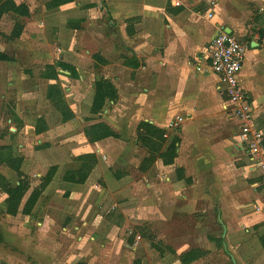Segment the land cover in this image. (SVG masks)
Wrapping results in <instances>:
<instances>
[{"label": "crops", "instance_id": "crops-1", "mask_svg": "<svg viewBox=\"0 0 264 264\" xmlns=\"http://www.w3.org/2000/svg\"><path fill=\"white\" fill-rule=\"evenodd\" d=\"M13 1L17 5L25 4L29 15L18 17L8 12L3 18H12L11 15L13 20L16 16L17 20L26 18L24 34L41 24L47 31H58V40L64 45L72 41L73 47L84 41V35L92 26L94 39L102 35L105 42L119 44L132 55H124L120 62L126 72L138 69L152 74L156 89L153 100L149 94H142L137 97L139 105L129 109L123 102L126 94L122 91L126 90L114 79L119 86L114 85L118 98L107 100L99 115L120 138L109 137L94 144L83 135L60 144L45 143L43 132L36 133L38 124H25L19 110L15 111L19 116L15 120L30 129L28 133L32 137L40 136V139L32 138L36 140L30 158L33 165L45 171L57 166L58 170L30 214H24L23 209L33 186L37 185L24 196L16 215L8 214V194L0 188V264H183L182 258L191 253L213 251L215 239L211 230L205 228L183 235L176 231V225L185 223L181 217L192 215L197 208L211 210L216 204L224 208L227 200L222 192L237 190L241 179L254 184L261 181V177L249 171L248 158L236 137L238 131L232 136L231 124L226 119L236 126L238 122L226 111V98L218 89L219 79L205 66L208 47L223 30L217 23L220 0L214 8L208 0L202 5L199 0H172L170 7L159 0H74L52 9L47 6L54 0ZM210 13L213 17H209ZM109 17L113 20L109 21L110 28L116 33L110 36L107 34ZM131 20L136 22L128 27ZM13 26L11 33L16 25ZM128 28L133 31L132 35H128ZM154 28L160 30L159 33H153ZM224 31L234 35L233 29ZM246 42L250 46L241 83L254 105L255 126L264 131L258 112L259 104L264 108V57L258 55L263 45L260 41ZM155 48L161 59L156 67L151 52ZM125 58H133L134 62L126 64ZM143 58L145 64L141 62ZM190 58H194V66ZM64 64L75 67V63ZM198 66H203L204 71H197ZM8 78L2 67L0 96L9 86ZM245 82L249 84L247 89ZM91 87L92 92L85 98L87 104L80 102L81 106L73 110L68 103L75 116L82 109L85 116L94 117L91 108L95 84ZM137 98L132 102L138 101ZM124 111L126 118H119ZM178 113L185 116V121H182L181 140L176 144L173 162L166 164L162 158H157L143 167L142 161L150 157L151 151L146 148L147 154L142 146L139 147L141 161L131 156L129 163L134 161L135 167L125 171L128 157L123 156L125 152L120 148L123 145L137 147L139 140L134 137L139 124L148 123L165 131L162 150L165 152L174 140L169 138L168 132L172 128L170 122L176 117L167 127L166 121ZM72 124L70 121L63 125ZM0 146H6L2 137ZM22 148L19 145V153ZM17 150L16 147L13 150L14 158H23L20 171L29 174L25 171L29 159L18 155ZM84 155L97 158L87 180L81 184L65 181L67 166L74 158ZM0 173L14 188L20 184L17 172L1 157ZM45 174L39 173L36 177L41 181ZM240 207L237 205L236 209L250 210ZM219 221L234 264H264L260 242L264 234L259 235L255 228L264 219L242 214L235 221H226V226L219 215ZM147 224H155L160 232L150 235L145 228ZM143 226L145 229L141 228ZM224 248L228 253L226 243Z\"/></svg>", "mask_w": 264, "mask_h": 264}, {"label": "rangeland", "instance_id": "rangeland-1", "mask_svg": "<svg viewBox=\"0 0 264 264\" xmlns=\"http://www.w3.org/2000/svg\"><path fill=\"white\" fill-rule=\"evenodd\" d=\"M159 1L164 5L167 3V6L170 7L169 5L172 0ZM199 1V5L204 3V0ZM6 14L8 13L4 15ZM3 16L1 18H3ZM11 17L12 18H7L6 16L3 18V22L0 23V52L9 57L8 61H2L0 63V71L3 67L4 75L9 77L6 80L9 86L4 90L5 93L3 96H0V137L3 138L6 144L5 147H7V149L0 151V157L4 160L7 159L8 156L13 155L15 147L18 149V155L20 154L27 157L29 160L27 161L25 171H28L29 174H24L22 172L23 175L20 176L16 171L18 167L22 168V157L13 158V155L12 159L16 160H10L7 164L13 166V168L11 166L10 168H12V170L15 169L20 181L27 179L30 183V187L37 185L33 186L35 189L42 183L36 175L39 173H46V176L50 168L45 171V168H39L33 165V160L30 158L32 156V150L35 147L36 140L34 139H40V136L32 137V135L28 133L30 129H25V125H20L17 120H15L16 117L19 118L15 111L19 110L22 117L21 119H24L25 124H29L30 126L38 124V126L42 128L41 132H43L45 136V138L43 136L46 141L45 143L60 144V142H66V140L78 138L80 135H83L89 143L94 144L100 141L91 142L90 136L86 134L91 126L98 123H105L101 120L102 116L98 114L94 115L92 118L87 117L85 116L86 112L84 113L82 109H79L78 116L74 115L71 120L64 122L60 111L56 107V103L48 98L50 87L52 85L61 86L62 102H59V98H54L58 103L57 106L63 109L64 103H69L71 108L76 110L80 102L87 104V95L92 92L91 86H93V84L101 80H106L108 82L110 81L112 85L119 87L118 82H120V86L126 90L122 91L123 94H126L123 96V102L127 105V108L131 109L139 105L140 100L137 97L139 96L140 98L142 94H149L150 100H153L156 80L153 78L152 74H144L143 72L137 71L138 69L132 70V72L127 70L126 72L120 65V62L122 58H124V55L128 57L132 55H130L128 51H123L119 44L112 45L111 41L105 42L101 38L102 35L94 39L92 26L88 28V32L84 35V41L80 42L78 46L75 45L72 47V41L68 45H64L58 40V31L55 29L47 31L41 24L28 32V34H24L23 29L26 24V18L17 20L16 16L14 17L16 20H13L12 15ZM111 20V17L107 20L108 36L116 34L110 28L111 24H109V21ZM135 22L136 20L128 22V27ZM217 23L220 29H233L234 35L242 39V41H260L263 46L260 47L259 50L262 51L258 52V55L264 57V0H220ZM16 24L18 25L17 30L15 32L13 31V34L11 33L12 26ZM159 31L154 28L153 33H159ZM151 52L154 57V67H156L158 65L157 61L161 59L157 56L156 48ZM193 59L190 58L194 66L195 60ZM142 60L141 62L145 64V59L143 58ZM62 62L75 63V73L73 72L74 70L69 67H63ZM116 62L119 63L116 64ZM129 62L133 63L134 59L125 58L124 63L128 64ZM76 69H78V72ZM82 78L85 81L84 83L81 80ZM114 79H118V85L115 84ZM248 86L249 84L245 82L244 87L247 89ZM134 98L138 99L135 103L132 102ZM259 111L261 114L260 125L264 127V108L261 107V104H259L258 112ZM125 113L127 112L124 111L120 113L118 117L123 119L126 118ZM178 116L185 117L181 113L170 116L166 121V127L171 120ZM11 119L13 123L9 122ZM226 120L231 124L233 136L234 132L239 131L240 125L238 123V126H236L232 120ZM70 121L73 123L72 125H63ZM184 121L185 118L183 122ZM183 122H179L178 126H173L169 129V138H173L176 143L180 139ZM41 132L40 134H42ZM136 138L139 139L138 129L134 139ZM19 145L23 147V151H20V153L18 152ZM139 147L143 148L141 142L138 141L137 147L123 145L120 148L125 152L123 156L128 157L126 159L127 164L130 162L131 156H136V158L141 161ZM146 148L147 147L143 149L148 154ZM148 158L146 156L145 159H143V167H145ZM130 167H135L134 161L129 163L127 168H124L125 171L128 169L132 171ZM238 183L240 185H237V190L222 192V197L227 200L224 208L216 204L211 210L207 209L204 211L199 208H197L195 212L191 210L194 212L192 215L186 214V216L181 217L182 221H185V223L176 225V231L178 230L182 235L183 233L194 230L203 231L205 228L207 231L211 230L214 235L215 249L206 253L201 250L191 253L187 256L188 264L195 261H197L196 264H234L233 259L229 255L231 252L226 238L222 237L224 229L219 221V215L221 216L223 224L226 226V221H235L242 214L246 217H257V220L264 219V180L261 179V181L254 184V182L250 180L245 181L241 179ZM185 193L186 191L182 194ZM237 205L241 206L240 208L245 206L250 210L246 211L243 209L238 211L236 209ZM206 218L207 220H204ZM204 222L206 224H204ZM141 228L148 229L149 234L154 236L160 232L155 224H147L145 228L144 226ZM255 228L258 229L256 232H258L259 235L264 234V222L257 224ZM182 240L184 239L182 238ZM224 243L227 245L228 253L224 248Z\"/></svg>", "mask_w": 264, "mask_h": 264}, {"label": "trees", "instance_id": "trees-1", "mask_svg": "<svg viewBox=\"0 0 264 264\" xmlns=\"http://www.w3.org/2000/svg\"><path fill=\"white\" fill-rule=\"evenodd\" d=\"M72 1L74 0H54L53 2L48 4L47 8L48 9L56 8L65 3L72 2ZM8 12L14 13L18 17L29 15L28 7L25 4L17 5L13 0H0V18L5 13H8ZM131 21H128V22H131ZM17 24L14 28V32L17 30V26H18ZM127 32H128V35L133 34V31H131L129 28L127 29ZM8 60H9V57L0 52V63L2 61H8ZM62 66L69 67L65 65L64 63H62ZM69 68L74 70L73 72L75 73V69L71 67ZM117 96H118L117 89L115 88L114 85L111 84L110 81L108 82L106 80H101L97 82L95 84V98L92 104L91 113L93 115H98L102 113V110L104 108L106 101L107 100L115 101L117 99ZM55 97L59 98V102L60 101L62 102L61 86L52 85L48 92V98L53 100L54 103H56V107L60 111L64 122L71 120L74 116V113L71 111L68 104L64 103L63 109L60 108L59 106H57L58 103L56 102V99H54ZM41 130L42 128L38 126L36 128V133L40 134ZM138 132H139L138 140L142 142L143 144L142 146L147 147L151 151V155L147 159L146 164L150 165L151 163L155 162L157 158H162L164 160V163L166 164H170L173 162V159L176 156V144L177 143L176 141L173 140V143L169 146V148L165 152H162L165 142H166V139L164 137L166 133L164 130L156 128L148 123L142 122L138 126ZM86 135L90 136L91 142L101 141L109 137L116 138V139L120 138V136L117 133H115L111 129V127L105 123H98L96 125L91 126L88 129V132ZM5 149H7V147L5 146L0 147V151H3ZM12 156L13 155H10L7 157V159H5L6 163H9L10 160H16V159H12ZM96 164H97V158L95 155H84L78 158H74L72 163H70L67 166L64 180L67 182L77 183V184L84 183L87 180L88 176L90 175V173L92 172ZM10 166L13 168L11 164ZM57 170H58L57 166L50 167L47 175L42 178L41 185L38 188L33 189V191L31 192L24 206V209H23L24 214H30L31 210L33 209L36 202L42 195L43 191L52 182ZM16 171L18 172L20 176L23 175L22 172L20 171V167H18ZM0 188L8 194V199L6 200L8 214L16 215L18 213L19 207L21 205V202L24 196L28 193V191L31 188L29 181L27 179H24L20 181V184L17 187L14 188L13 186H11L9 181L0 173ZM260 242L264 249V235L260 237ZM187 256L182 258L183 264H188ZM80 264H84V263H80Z\"/></svg>", "mask_w": 264, "mask_h": 264}, {"label": "built area", "instance_id": "built-area-1", "mask_svg": "<svg viewBox=\"0 0 264 264\" xmlns=\"http://www.w3.org/2000/svg\"><path fill=\"white\" fill-rule=\"evenodd\" d=\"M218 1L208 0V3L214 8ZM209 17H213V13H210ZM249 46L248 42L221 30L211 41L204 59L205 66L219 79L218 89L226 98L225 108L229 117L240 125L236 137L248 158L249 171L264 180V131L255 126L254 105L241 83ZM202 68L203 66H198L197 71L203 72ZM182 121L183 117L178 116L170 122V126H178Z\"/></svg>", "mask_w": 264, "mask_h": 264}, {"label": "water", "instance_id": "water-1", "mask_svg": "<svg viewBox=\"0 0 264 264\" xmlns=\"http://www.w3.org/2000/svg\"><path fill=\"white\" fill-rule=\"evenodd\" d=\"M229 32H230V31H229ZM255 46H256V43H253V44H252V47H255ZM224 236H225V235H224Z\"/></svg>", "mask_w": 264, "mask_h": 264}]
</instances>
